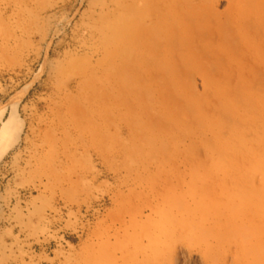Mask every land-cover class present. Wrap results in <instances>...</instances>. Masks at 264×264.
<instances>
[{"label": "rangeland", "instance_id": "obj_1", "mask_svg": "<svg viewBox=\"0 0 264 264\" xmlns=\"http://www.w3.org/2000/svg\"><path fill=\"white\" fill-rule=\"evenodd\" d=\"M11 142L0 264H264V0H0Z\"/></svg>", "mask_w": 264, "mask_h": 264}, {"label": "bare ground", "instance_id": "obj_2", "mask_svg": "<svg viewBox=\"0 0 264 264\" xmlns=\"http://www.w3.org/2000/svg\"><path fill=\"white\" fill-rule=\"evenodd\" d=\"M5 129H6V124L4 125ZM15 142H11L9 143L8 145H6L2 151L0 152V158L2 157V155L9 149L11 148L13 145H14Z\"/></svg>", "mask_w": 264, "mask_h": 264}]
</instances>
